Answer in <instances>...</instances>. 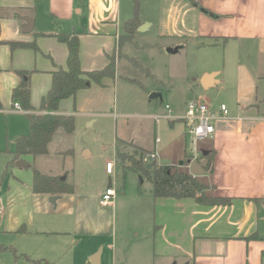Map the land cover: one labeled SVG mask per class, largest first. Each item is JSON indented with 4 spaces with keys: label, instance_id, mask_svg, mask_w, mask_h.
Listing matches in <instances>:
<instances>
[{
    "label": "crops",
    "instance_id": "crops-1",
    "mask_svg": "<svg viewBox=\"0 0 264 264\" xmlns=\"http://www.w3.org/2000/svg\"><path fill=\"white\" fill-rule=\"evenodd\" d=\"M193 1L197 4L153 0L157 22L141 20V26L149 30L157 24L158 39L172 42L168 48L181 46V51L190 44L196 49L202 58L196 60L197 70L190 76L201 96L211 90L231 91L220 105L207 100L214 111L226 104L230 119L217 123L212 139L199 142L195 156L215 150L213 162L200 177L211 185L213 195L231 197L232 204L205 206L193 199L141 197L149 206L144 210L143 233L136 230L134 250L122 249L118 262L116 203L108 208L100 205L109 188L105 185L111 176L106 171L110 158L100 167L105 179L93 199L75 185L73 193L53 203L51 195L33 191L34 173L28 177L16 172L18 178L0 183V244L16 250L1 253L0 264H80L82 260L98 264L101 255L99 262L91 261V255L100 244L103 250L109 248L114 264H264V0ZM25 17L34 22L29 33L24 31ZM124 21L123 0H0V113L15 112L28 124L30 113H46L41 104L52 87L53 72L68 68V47L55 34L78 33L82 70H102L113 56L117 59ZM13 43L35 44L36 49L13 48ZM189 65L192 68V62ZM21 71L32 73V111L14 108L13 90L21 83ZM115 79L105 78L101 85L91 82L75 98L63 100L59 113L75 120L86 115L92 126L96 114L109 107L106 97L112 96ZM201 96L196 93L185 102L184 112L175 116H183L188 102L203 100ZM20 132L14 148L26 129ZM118 145L117 140L116 157ZM84 156L91 153L84 151ZM34 158L25 156V167H18L17 161L14 166L28 169ZM106 209L112 210V217L106 216ZM255 234L257 239L249 240ZM92 239L102 243L93 247Z\"/></svg>",
    "mask_w": 264,
    "mask_h": 264
},
{
    "label": "rangeland",
    "instance_id": "rangeland-1",
    "mask_svg": "<svg viewBox=\"0 0 264 264\" xmlns=\"http://www.w3.org/2000/svg\"><path fill=\"white\" fill-rule=\"evenodd\" d=\"M155 7L153 0H141L139 20H151L156 23L158 10L155 11ZM134 16L133 0H123L125 18L122 25L123 34L125 23ZM139 28L132 40L118 44L116 79L112 80L114 84L110 90L112 96L106 97L109 106L107 110L96 114L97 122L92 126L90 119L84 115L75 120V129L72 133L59 129L49 144V153L29 160L30 168L22 170L16 168L15 164H11L12 159L7 152L14 150V139L22 134L20 131L26 129L23 134L29 131L27 119L15 112L7 115L0 113V183L19 176L16 172H21L20 176L28 174V177H32L34 169H37L43 174L66 177L69 184L84 189V192L88 191L84 196L93 199L92 196L103 186L105 179L100 167L105 165L109 158L115 162L114 174L109 177L118 193L114 209L115 229L119 235L116 249L119 254L118 262L122 249L134 250L133 239H136L134 235L138 233L136 230L142 235L145 224L144 210L149 206L141 200H147L153 194V183L145 174L134 170L136 163L141 160L140 150L145 152L144 156L156 152L157 158L154 162L158 166H177L179 170H188L191 173L190 161L192 157H197L195 155L199 145L188 133L184 121H174L172 124V121L163 116L167 113L166 105L172 107L173 113L181 115L187 100L196 93L201 96L197 83L190 75L197 70L195 62L202 56L196 53V49L190 44L179 53L170 54L167 52V46L172 42L168 39H158L157 24L149 30L139 31ZM207 55L206 53L204 57H208ZM210 57L214 60V56ZM191 62L192 68L189 65ZM157 90L162 91L163 100H150V95L158 92ZM230 94V90L223 93L211 90L201 97L206 98L203 100L207 103L220 105L221 100L225 101ZM158 138L159 143L156 141ZM117 140L119 142L117 148L122 153L125 164L116 157ZM84 151L91 153V156L85 157ZM198 177L210 186L206 194H213L211 185ZM108 183L109 179L106 188ZM90 207L95 214L96 206L93 202ZM105 211L106 216L112 217V210ZM96 214L98 216V213ZM123 236H127L132 242H123L121 240ZM92 240L96 243H93V247L102 243L99 239ZM84 244L82 243V247ZM103 245L100 244L91 256L101 251V262L98 264H114L111 251L107 246L103 250ZM91 256L88 257L89 260ZM80 264L85 262L82 260Z\"/></svg>",
    "mask_w": 264,
    "mask_h": 264
},
{
    "label": "trees",
    "instance_id": "trees-1",
    "mask_svg": "<svg viewBox=\"0 0 264 264\" xmlns=\"http://www.w3.org/2000/svg\"><path fill=\"white\" fill-rule=\"evenodd\" d=\"M135 5V16L128 20L124 25V34L121 35L120 45L124 41L132 40L135 32L141 27L139 20V8L141 0H133ZM192 2L195 3L193 0ZM60 43L68 47L67 70L58 69L53 72V83L48 94L43 98L41 109L46 113L27 115L30 124L28 134L19 136L15 141L14 150L7 152L12 156L11 164L16 161H24L25 156L37 157L48 154V147L55 133L59 129H64L72 133L75 129V119L72 115L59 113L60 103L68 98H75L80 90L86 89L91 82L101 85L103 79L116 77V57L110 59L109 65L102 70L85 72L81 67L80 48L81 42L78 33L55 34ZM32 46L35 44L13 43L12 47ZM21 78L20 85L13 90V100L19 102L23 109L27 111L34 110L31 104V72H18ZM132 81V79H128ZM144 151L140 150V161L136 163L135 171L145 174L153 183V195L155 198H174V199H193L196 203L205 206H230L233 202L231 197H218L213 194H206L210 186L194 176L188 170H179L177 166H158L148 170L144 165ZM215 150L202 151L200 160L208 159V169L213 162ZM192 157V156H191ZM118 160L124 163L122 153L118 150ZM31 166V165H30ZM154 170V173L152 171ZM66 178V177H65ZM208 183V182H207ZM212 189V187H211ZM33 191L36 194H46L61 197L74 192V185L63 180L60 176L43 174L34 169ZM257 239L253 235L249 240ZM4 252H13L16 250L12 246L0 244V254Z\"/></svg>",
    "mask_w": 264,
    "mask_h": 264
},
{
    "label": "built area",
    "instance_id": "built-area-1",
    "mask_svg": "<svg viewBox=\"0 0 264 264\" xmlns=\"http://www.w3.org/2000/svg\"><path fill=\"white\" fill-rule=\"evenodd\" d=\"M14 108L19 111H23L19 102L14 104ZM165 109L167 113L163 116L168 120H182L184 121L188 133L192 136L195 143L210 140L214 137L217 131V123L221 120L230 119V110L226 104H222L218 111H214L210 104L201 100L195 99L188 102L186 111L183 116H175L170 105H166ZM157 143L160 142L158 138ZM157 158V153L153 152L147 154L143 158L145 164L154 162ZM106 171L108 174H114L115 162L109 161L106 164ZM117 192L115 188H107L100 198V205L102 207L113 206Z\"/></svg>",
    "mask_w": 264,
    "mask_h": 264
},
{
    "label": "water",
    "instance_id": "water-1",
    "mask_svg": "<svg viewBox=\"0 0 264 264\" xmlns=\"http://www.w3.org/2000/svg\"><path fill=\"white\" fill-rule=\"evenodd\" d=\"M22 19H23V21H25L24 31L26 33L31 32L33 30V23H34L33 20L31 18H29V17H25V18H22ZM145 29H146V26H141L139 28V31H144ZM181 48H182L181 46H177L175 48H168L167 49V52L170 53V54H177L180 51ZM156 99H160L162 101L163 100L162 93L154 92V93H152L150 95V100H156ZM208 164H209V160L208 159L198 160V158L194 157V159H192V161H190V170H191V173L194 176H196V177H198V176H204L206 174V168H207ZM16 165L18 167H25L26 166L25 163L23 161H21V160L20 161H17L16 162ZM155 165H156V163L155 162H152V163L148 164L146 166V168L148 170H151V169H153L155 167ZM182 165H183V163H182ZM62 179L65 180L66 178L63 177ZM108 187L109 188L112 187L111 180H109ZM58 199H59V197H57V196H52L50 198L51 202H53V203H56V201ZM100 255H101V251H100V253L95 254L91 258V261H93V262H99Z\"/></svg>",
    "mask_w": 264,
    "mask_h": 264
}]
</instances>
